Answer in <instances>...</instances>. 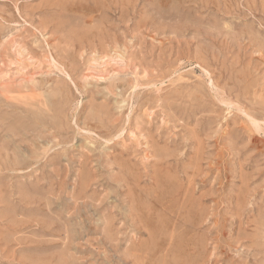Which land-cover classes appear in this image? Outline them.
<instances>
[{"label": "rangeland", "instance_id": "374dc122", "mask_svg": "<svg viewBox=\"0 0 264 264\" xmlns=\"http://www.w3.org/2000/svg\"><path fill=\"white\" fill-rule=\"evenodd\" d=\"M0 264H264V0H0Z\"/></svg>", "mask_w": 264, "mask_h": 264}, {"label": "bare ground", "instance_id": "6f19581e", "mask_svg": "<svg viewBox=\"0 0 264 264\" xmlns=\"http://www.w3.org/2000/svg\"><path fill=\"white\" fill-rule=\"evenodd\" d=\"M145 249H147V255L150 257L153 255V253L156 251V246L155 247H145ZM141 257V256H140ZM165 258V257H164ZM144 261V260H143Z\"/></svg>", "mask_w": 264, "mask_h": 264}]
</instances>
